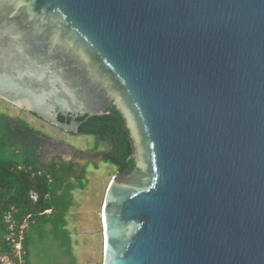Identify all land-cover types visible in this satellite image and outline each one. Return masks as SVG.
Instances as JSON below:
<instances>
[{
  "label": "water",
  "instance_id": "95a60500",
  "mask_svg": "<svg viewBox=\"0 0 264 264\" xmlns=\"http://www.w3.org/2000/svg\"><path fill=\"white\" fill-rule=\"evenodd\" d=\"M0 98L123 114L103 264H264V0H0Z\"/></svg>",
  "mask_w": 264,
  "mask_h": 264
},
{
  "label": "trees",
  "instance_id": "16d2710c",
  "mask_svg": "<svg viewBox=\"0 0 264 264\" xmlns=\"http://www.w3.org/2000/svg\"><path fill=\"white\" fill-rule=\"evenodd\" d=\"M106 111L103 115H80L78 134L93 136L94 150L104 152V161L115 166L116 172L129 173L136 165L129 158L133 146L126 119L114 104ZM59 118L71 120L62 115ZM49 137L23 118L0 113V245L4 251L11 250L4 240L7 233L4 214L15 205L18 219L49 224L67 253L73 255L67 215L75 204L74 191L89 184V163L95 166L97 163L90 161L82 165L61 155L45 161L43 146ZM31 191L38 193L36 201Z\"/></svg>",
  "mask_w": 264,
  "mask_h": 264
},
{
  "label": "rangeland",
  "instance_id": "374dc122",
  "mask_svg": "<svg viewBox=\"0 0 264 264\" xmlns=\"http://www.w3.org/2000/svg\"><path fill=\"white\" fill-rule=\"evenodd\" d=\"M0 109H5L16 117L29 118L31 121L34 118L37 124L34 120L32 123L50 136L43 146L45 161L61 155L67 161L80 160L86 163L87 154L95 146L93 136L61 130L2 98ZM96 163L97 166L89 164V184L85 189L74 191L75 204L67 215L73 255L67 253L62 240L54 236L51 228L42 226L40 240L34 233L36 243L31 246V259L34 264H103L102 208L107 188L116 175V167L103 159H96Z\"/></svg>",
  "mask_w": 264,
  "mask_h": 264
},
{
  "label": "built area",
  "instance_id": "2783aa9c",
  "mask_svg": "<svg viewBox=\"0 0 264 264\" xmlns=\"http://www.w3.org/2000/svg\"><path fill=\"white\" fill-rule=\"evenodd\" d=\"M31 197L36 201L38 193L31 191ZM18 212V208L15 205H11L4 214V221L7 226L4 240L8 243L11 250L4 251L2 246H0V264H28L21 257L25 253L24 240L30 222L18 219Z\"/></svg>",
  "mask_w": 264,
  "mask_h": 264
},
{
  "label": "crops",
  "instance_id": "0c3cea01",
  "mask_svg": "<svg viewBox=\"0 0 264 264\" xmlns=\"http://www.w3.org/2000/svg\"><path fill=\"white\" fill-rule=\"evenodd\" d=\"M0 113L10 115L11 117H16L11 112H9L5 109H0ZM19 118H21V117H19ZM23 119H25L32 127L36 128L37 130H40V128L34 124V123L37 124V121H35L34 118H33V120L35 121L34 123H32L33 120L31 121L29 118H23ZM32 222H33V224L30 223V225L28 226V228L26 230L24 247H25V245L27 247H25V253L21 257V259L26 261L28 264H34L33 259H31V246L33 243H36V241H35L36 237H34V233L36 234L37 238L40 240V227L46 226V228H51L49 224H41L40 225V222H37V221H32ZM5 234H4V236H5ZM0 246H2V245H0Z\"/></svg>",
  "mask_w": 264,
  "mask_h": 264
},
{
  "label": "flooded vegetation",
  "instance_id": "af4514ba",
  "mask_svg": "<svg viewBox=\"0 0 264 264\" xmlns=\"http://www.w3.org/2000/svg\"><path fill=\"white\" fill-rule=\"evenodd\" d=\"M79 116L80 115H78V116H76V115H69L66 118L77 119L78 120V117ZM87 156H88L87 157V162L86 163H82L81 162L82 165L88 164L90 161H96V159H103L104 160V158H105L104 152L95 151L94 148L89 152V154H87ZM79 162H80V160H79ZM117 173H120V172H116V174Z\"/></svg>",
  "mask_w": 264,
  "mask_h": 264
}]
</instances>
